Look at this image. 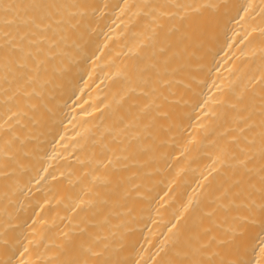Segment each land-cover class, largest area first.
I'll return each instance as SVG.
<instances>
[{"label":"bare ground","instance_id":"6f19581e","mask_svg":"<svg viewBox=\"0 0 264 264\" xmlns=\"http://www.w3.org/2000/svg\"><path fill=\"white\" fill-rule=\"evenodd\" d=\"M0 264H264V0H0Z\"/></svg>","mask_w":264,"mask_h":264}]
</instances>
